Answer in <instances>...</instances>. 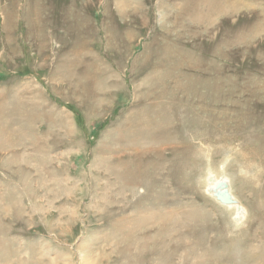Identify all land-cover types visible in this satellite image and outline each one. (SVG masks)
Returning a JSON list of instances; mask_svg holds the SVG:
<instances>
[{"label": "rangeland", "instance_id": "374dc122", "mask_svg": "<svg viewBox=\"0 0 264 264\" xmlns=\"http://www.w3.org/2000/svg\"><path fill=\"white\" fill-rule=\"evenodd\" d=\"M0 264H264V0H0Z\"/></svg>", "mask_w": 264, "mask_h": 264}, {"label": "bare ground", "instance_id": "6f19581e", "mask_svg": "<svg viewBox=\"0 0 264 264\" xmlns=\"http://www.w3.org/2000/svg\"><path fill=\"white\" fill-rule=\"evenodd\" d=\"M209 173V172H208ZM224 175V172H223ZM225 184V185H224ZM217 185H220L221 187H226V190L228 191V193L230 194V196L232 197V204H223L221 203L217 197L215 196V191L217 189ZM205 193L210 196L212 199L220 202L218 204L227 207L228 209H232L235 211H233V214L235 212V219L236 224H240L244 215H245V211L243 209V207L241 206L240 202L233 196L232 191H231V184L229 179L224 175L221 177H214L212 173H209V175L206 178V187H205ZM215 201V202H216Z\"/></svg>", "mask_w": 264, "mask_h": 264}, {"label": "water", "instance_id": "95a60500", "mask_svg": "<svg viewBox=\"0 0 264 264\" xmlns=\"http://www.w3.org/2000/svg\"><path fill=\"white\" fill-rule=\"evenodd\" d=\"M225 185V184H224ZM215 196L217 199L223 203V204H232L231 196L226 190V187H221L220 185H217V189L215 191Z\"/></svg>", "mask_w": 264, "mask_h": 264}]
</instances>
